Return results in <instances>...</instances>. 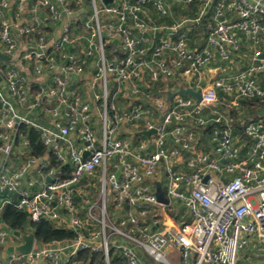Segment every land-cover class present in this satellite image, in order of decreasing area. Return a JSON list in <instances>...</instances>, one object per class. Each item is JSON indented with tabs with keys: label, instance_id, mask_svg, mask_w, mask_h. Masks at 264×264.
<instances>
[{
	"label": "built area",
	"instance_id": "obj_1",
	"mask_svg": "<svg viewBox=\"0 0 264 264\" xmlns=\"http://www.w3.org/2000/svg\"><path fill=\"white\" fill-rule=\"evenodd\" d=\"M173 1L197 3L195 15L161 23L167 0H0V53L9 56L0 59V211L11 204L74 234L34 237L29 252L7 250L0 264H90L82 251L99 252L101 264H237L243 247L264 246V120L244 123L241 146L229 114L243 99L264 102V59L255 50L243 69L212 81L204 73L239 51V33L264 41V2ZM198 26L203 42L192 47ZM190 82L200 100L178 93ZM19 125L38 131L43 154L30 152ZM149 129L146 140L124 138ZM161 175L169 204L184 209L175 228L160 217ZM86 178L97 179L96 195L82 189ZM14 231L0 219V244L23 243L27 230Z\"/></svg>",
	"mask_w": 264,
	"mask_h": 264
},
{
	"label": "crops",
	"instance_id": "obj_2",
	"mask_svg": "<svg viewBox=\"0 0 264 264\" xmlns=\"http://www.w3.org/2000/svg\"><path fill=\"white\" fill-rule=\"evenodd\" d=\"M253 1V0H251ZM264 2V0H262ZM167 3L169 4V15L166 17H162L159 19V21H161V23H170L176 19H180L182 17L185 16H193L195 15L197 8H198V4L197 3H191L188 6H182L179 4H176L173 0H167ZM217 3V0H214L213 3V9L215 4ZM212 15H214V11L211 10ZM44 15V13H42ZM149 16L153 18V20H156V15H154V13L150 12ZM222 16H226L229 17L231 19H234V13L232 11L229 10H224L223 11V15ZM46 30H50L49 27L46 28ZM238 37L240 39V49L237 52H234L232 54V58L229 62L224 63L222 61H220L219 59H215L211 65L209 69H205L206 71L204 73H207V76H209V80L212 81L213 78H215V76L217 74H220L221 72L226 71V72H235L237 70L243 69L245 67H247L251 62H252V56L255 50H258L262 53H264V41L260 42L259 44L255 45L253 44L248 37L246 36V34L244 33H239ZM203 38H204V30L202 28V30H196L195 33L190 37L189 40V44L193 47V46H198L203 42ZM262 58V57H261ZM23 67V66H22ZM258 82L259 84L264 87V72L260 73L258 75ZM154 87L159 88L160 90V94L161 96L165 97L164 95V91H165V86H166V82L165 81H159L153 84ZM170 95V94H169ZM167 95L166 98H170V96ZM220 95V101L222 105H226L225 103L228 102V99L226 98V96L222 93H219ZM93 125L95 127H97V116L95 115L93 117ZM140 132V131H139ZM203 133H205L203 130H198L197 131V138L200 144L201 148H208L206 145V140L203 137ZM234 133V132H233ZM234 135H236L237 139L239 140V144L242 146V142L241 140L244 139V134L243 136L240 135L239 133H234ZM124 138H129L132 142H140L143 140H146L148 138V136H145L143 134H137L134 133L131 136H125ZM75 144L79 145L80 142L78 141V139H75ZM245 149V147L243 148ZM30 152H31V148H30ZM32 153V152H31ZM2 162V161H1ZM163 175H161L160 177H157V180L154 181V190H155V185L156 183H159L161 185V188L163 189L162 185H163ZM82 189H84V187H82ZM96 189H94V195H96ZM164 192V189H163ZM165 196V194H164ZM166 197V196H165ZM167 198V197H166ZM168 199V198H167ZM164 204V203H163ZM160 213H161V220L163 222V225L166 227H170V228H175L176 227V221L173 219L174 217H177V211H184L183 207H181V205H179L178 203H173V204H169L168 203L164 206V207H160ZM21 243V241L18 240H7V242H5L4 244H0V255H4V258L8 259L9 255L7 253V248L9 246H17ZM6 248V249H5ZM246 255H252L254 258L257 259H261V261L264 259V246H261L258 244L257 241H252L249 245L243 247L240 251H239V257H238V262H243L245 258H247L248 256ZM256 255V256H254Z\"/></svg>",
	"mask_w": 264,
	"mask_h": 264
},
{
	"label": "trees",
	"instance_id": "obj_3",
	"mask_svg": "<svg viewBox=\"0 0 264 264\" xmlns=\"http://www.w3.org/2000/svg\"><path fill=\"white\" fill-rule=\"evenodd\" d=\"M197 29L202 30V26H198ZM261 107H264V102L257 98H251L241 100L238 108L230 109L229 114L232 118L231 125L234 133H239L243 136V126L245 122L250 120H264V115L258 114ZM19 133L27 136L33 154L41 155L46 151V147L40 141L36 129L30 128L26 125H19L17 135ZM63 168L66 171L64 174L67 175L70 172L69 167L65 166ZM0 219L6 227L15 231L25 232L28 227H31L35 239L42 242L50 241L52 239L69 238L74 235L72 231L55 227L49 221L44 219L38 222H31L24 212L18 211L11 204L3 205L0 211ZM110 254L111 256H116L114 250H111ZM89 257L90 264L102 263V255L99 252L91 253L90 251H82L79 253V258L81 259Z\"/></svg>",
	"mask_w": 264,
	"mask_h": 264
},
{
	"label": "water",
	"instance_id": "obj_4",
	"mask_svg": "<svg viewBox=\"0 0 264 264\" xmlns=\"http://www.w3.org/2000/svg\"><path fill=\"white\" fill-rule=\"evenodd\" d=\"M102 1H103V3H108V2H111L112 0H102ZM249 1L251 2V0H249ZM260 57H262L264 59V53H262L260 55ZM0 59H4V55L2 53H0ZM178 93L189 94V95L195 97L196 100H200V98H201L200 92L195 91L192 88V83L191 82L189 83V86L187 88H180L178 90ZM174 94L175 93H170L169 96L171 97ZM258 114L259 115H264V107H261L259 109ZM153 132H154V129H149V130H144V131L137 132V134H143L145 136H149ZM87 154H88L87 151L83 152V155H87ZM221 162H225V159L222 158ZM117 175H118V173H116V176ZM204 181H206V177L204 178ZM155 195H156V199H157L158 202L164 203V204L168 203V199L164 196L163 189L161 188V185L159 183H156V185H155ZM24 213L27 215L26 211ZM14 233H15V235H19L20 234L19 231H14ZM21 237H22L23 243L15 246V247L9 246L8 247V251H16V252H18L20 254H25V253L29 252V250L31 249L33 238H34V235H33L32 231H31V227H28L27 233H23L21 235Z\"/></svg>",
	"mask_w": 264,
	"mask_h": 264
},
{
	"label": "rangeland",
	"instance_id": "obj_5",
	"mask_svg": "<svg viewBox=\"0 0 264 264\" xmlns=\"http://www.w3.org/2000/svg\"><path fill=\"white\" fill-rule=\"evenodd\" d=\"M5 62H8L9 61V56L4 54V60ZM97 184V179L96 178H86L85 181H84V191H87L88 193H92L94 194V186ZM107 191L110 192V185L108 184L107 182ZM87 208V205L85 207V209ZM93 214L94 215H98V211L96 209L93 210ZM248 256L247 258L244 259L243 262H237V264H264V259L261 261V259H257V258H254L252 255H246ZM256 256V255H254ZM175 259V262L177 261L176 258ZM147 261L149 262V264H155V262L153 260H151L150 258H147Z\"/></svg>",
	"mask_w": 264,
	"mask_h": 264
}]
</instances>
